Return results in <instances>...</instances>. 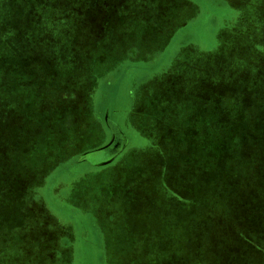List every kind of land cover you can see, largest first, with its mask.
<instances>
[{"label": "rangeland", "instance_id": "1", "mask_svg": "<svg viewBox=\"0 0 264 264\" xmlns=\"http://www.w3.org/2000/svg\"><path fill=\"white\" fill-rule=\"evenodd\" d=\"M263 137L264 0H0V264H264Z\"/></svg>", "mask_w": 264, "mask_h": 264}, {"label": "water", "instance_id": "2", "mask_svg": "<svg viewBox=\"0 0 264 264\" xmlns=\"http://www.w3.org/2000/svg\"><path fill=\"white\" fill-rule=\"evenodd\" d=\"M112 143H113V140H112V142L110 143V144H108V145H106V146H104V147H102V148H100V149H97V150H94V151H91V152H87V153H85V154H83L82 155V159H87L91 154H93V153H96V152H105L111 145H112ZM114 158L115 157H111V158H109L108 160H106V161H104V162H102V163H100V165H107V164H110L113 160H114Z\"/></svg>", "mask_w": 264, "mask_h": 264}, {"label": "crops", "instance_id": "3", "mask_svg": "<svg viewBox=\"0 0 264 264\" xmlns=\"http://www.w3.org/2000/svg\"><path fill=\"white\" fill-rule=\"evenodd\" d=\"M113 139V138H112ZM118 158V157H117ZM116 158V159H117ZM115 159V160H116ZM115 160H113V161H115ZM111 164V163H110ZM158 172V171H157ZM164 172H166V171H164ZM165 174V175H164ZM163 174V177L162 178H164V177H166L167 176V178H168V186L167 185H163V187H165L168 191H170V193H176V191H177V189H176V182L173 180V182H172V180H171V178H169V176L166 174V173H164ZM164 180H165V178H164ZM166 181V180H165ZM173 183H174V185H173ZM178 191L179 192H183L181 189H179L178 188ZM169 201V200H168ZM176 203V202H175ZM186 202H182V205H184Z\"/></svg>", "mask_w": 264, "mask_h": 264}, {"label": "flooded vegetation", "instance_id": "4", "mask_svg": "<svg viewBox=\"0 0 264 264\" xmlns=\"http://www.w3.org/2000/svg\"><path fill=\"white\" fill-rule=\"evenodd\" d=\"M113 138H114V139H113V143H114V142H115V140H116V136H113Z\"/></svg>", "mask_w": 264, "mask_h": 264}, {"label": "trees", "instance_id": "5", "mask_svg": "<svg viewBox=\"0 0 264 264\" xmlns=\"http://www.w3.org/2000/svg\"><path fill=\"white\" fill-rule=\"evenodd\" d=\"M242 138H243V137H242ZM242 138H241V140H242ZM259 138H260V139H261V141H262V138H261V137H259ZM263 138H264V137H263ZM243 141H244V140H243ZM243 141H242V142H243ZM240 142H241V141H240ZM241 151H242V150H241Z\"/></svg>", "mask_w": 264, "mask_h": 264}]
</instances>
